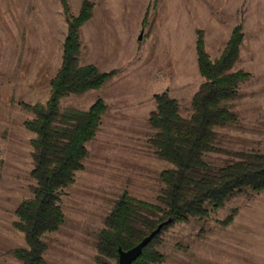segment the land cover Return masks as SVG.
<instances>
[{
  "label": "rangeland",
  "instance_id": "374dc122",
  "mask_svg": "<svg viewBox=\"0 0 264 264\" xmlns=\"http://www.w3.org/2000/svg\"><path fill=\"white\" fill-rule=\"evenodd\" d=\"M91 18L80 29V64L117 70L103 87L60 101L62 108L87 110L98 98L107 110L88 158L63 190L64 224L43 237L44 264H95L96 235L124 191L154 203L162 188L158 174L170 164L148 141L153 96L168 91L188 117L202 83L195 32L202 30L211 60L221 54L233 27L242 23L240 59L234 71L251 74L229 104L234 124L217 128L216 166L234 152H264V0H90ZM82 0H68L77 15ZM67 31L60 0H0V264H21L12 255L25 247L12 226L18 204L31 197L30 141L23 123L32 118L21 103H45ZM141 35V40L138 36ZM233 221L223 226L231 211ZM161 264H264V191L230 199L205 218L170 226L160 236Z\"/></svg>",
  "mask_w": 264,
  "mask_h": 264
},
{
  "label": "trees",
  "instance_id": "16d2710c",
  "mask_svg": "<svg viewBox=\"0 0 264 264\" xmlns=\"http://www.w3.org/2000/svg\"><path fill=\"white\" fill-rule=\"evenodd\" d=\"M60 2L67 31L61 64L49 81L48 99L45 103L20 105L32 116L23 126L34 135L30 141L31 197L18 204L14 212L17 219L12 224L25 242V247L12 250L21 264H44L43 237L64 224L63 190L83 170L89 154L87 144L95 138L107 110L101 98L87 110L62 108L61 99L97 90L117 74V70L102 72L93 64H80V29L91 18L93 3L82 0L78 14L73 15L68 0ZM242 29L241 22L233 27L215 60L205 51L202 30H196V63L203 81L191 98L188 117L181 116L179 102L168 91L153 96L155 109L147 120L153 134L148 143L154 155L171 167L158 174L162 188L154 203L136 199L126 191L117 197L96 235L95 264H117L118 247L131 249L169 220L131 263L161 264L165 257L157 247L162 242L160 236L170 226L205 218L236 196L264 191V152H234L235 159L220 166L207 160L209 154L221 152L216 146V129L236 123L237 116L229 103L238 96L239 86L251 78L249 72L233 70L240 59ZM235 214L233 209L220 224L229 225Z\"/></svg>",
  "mask_w": 264,
  "mask_h": 264
},
{
  "label": "water",
  "instance_id": "95a60500",
  "mask_svg": "<svg viewBox=\"0 0 264 264\" xmlns=\"http://www.w3.org/2000/svg\"><path fill=\"white\" fill-rule=\"evenodd\" d=\"M138 40H141V35L138 36ZM169 223V220L163 224ZM163 224L158 225L151 233L144 237L136 246L132 247L129 250H122L121 247H118V261L117 264H131L135 261L142 253V249L156 236Z\"/></svg>",
  "mask_w": 264,
  "mask_h": 264
},
{
  "label": "crops",
  "instance_id": "0c3cea01",
  "mask_svg": "<svg viewBox=\"0 0 264 264\" xmlns=\"http://www.w3.org/2000/svg\"><path fill=\"white\" fill-rule=\"evenodd\" d=\"M94 7V6H93ZM262 7H264V6H262ZM57 72V71H56Z\"/></svg>",
  "mask_w": 264,
  "mask_h": 264
}]
</instances>
